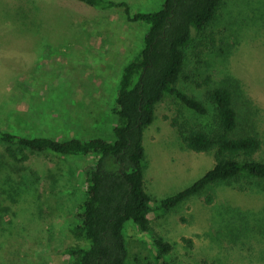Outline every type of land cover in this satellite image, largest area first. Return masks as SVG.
<instances>
[{
	"label": "rangeland",
	"instance_id": "374dc122",
	"mask_svg": "<svg viewBox=\"0 0 264 264\" xmlns=\"http://www.w3.org/2000/svg\"><path fill=\"white\" fill-rule=\"evenodd\" d=\"M115 1L126 2L132 14L164 3ZM147 30L146 22L128 18L125 7L0 0V128L114 140L120 73L142 49ZM224 79L238 88L242 124L250 106L258 107L264 139V0H225L214 22L187 48L181 89L212 111L206 90ZM175 118L209 124L211 115L194 113L175 95L157 104L145 131V183L158 202L194 183L215 162L213 152L184 143ZM16 153L0 141V264H69L64 249L75 243L70 226L78 222L86 196L85 167L96 158ZM151 221V232L173 245L167 255L172 264H264L262 179L220 182L156 211ZM126 233L130 264H157L150 237L134 220Z\"/></svg>",
	"mask_w": 264,
	"mask_h": 264
},
{
	"label": "trees",
	"instance_id": "16d2710c",
	"mask_svg": "<svg viewBox=\"0 0 264 264\" xmlns=\"http://www.w3.org/2000/svg\"><path fill=\"white\" fill-rule=\"evenodd\" d=\"M79 1L102 9L125 7L129 19L148 25L142 49L120 73L112 109L116 116L115 139L96 135L62 139L28 136L0 128V141L16 157L19 150H29L96 158L95 163L85 167L86 196L80 203L78 222L70 226L75 243L64 249L71 257L69 264H130L126 233L129 220L150 237L157 264H172L167 255L173 245L151 232L153 213L172 208L220 182L239 181L246 176L264 180V139L258 107L253 106V110L250 106L242 124L238 88L230 81L224 79L206 90L212 111L205 101L179 86L187 48L214 22L225 0H164L159 10L133 14L124 1ZM167 95H175L198 115H211L209 124L190 120L181 123L177 118L173 123L189 148L213 152L215 162L194 183L158 202L145 183V131L154 121L157 104ZM208 201H212V195Z\"/></svg>",
	"mask_w": 264,
	"mask_h": 264
}]
</instances>
